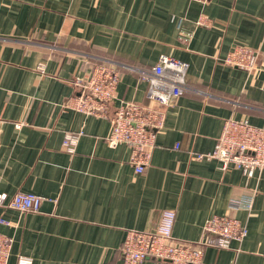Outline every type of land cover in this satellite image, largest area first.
Wrapping results in <instances>:
<instances>
[{
  "label": "crops",
  "instance_id": "0c3cea01",
  "mask_svg": "<svg viewBox=\"0 0 264 264\" xmlns=\"http://www.w3.org/2000/svg\"><path fill=\"white\" fill-rule=\"evenodd\" d=\"M202 19L210 26L200 25ZM236 46L257 68L226 65ZM187 65L184 93L166 110L151 163L136 174L126 145L112 147L108 118L68 108L92 64L120 71L114 106L147 104L141 72L162 57ZM264 127V0H0V234L8 264H123L129 231L153 232L174 211L179 242L206 241L204 224L230 214L247 227L205 264H264V173L223 170L213 158L227 120ZM77 136L71 152L66 135ZM19 192L38 213L7 207ZM250 209L230 211L232 200ZM142 264H169L146 259Z\"/></svg>",
  "mask_w": 264,
  "mask_h": 264
},
{
  "label": "built area",
  "instance_id": "2783aa9c",
  "mask_svg": "<svg viewBox=\"0 0 264 264\" xmlns=\"http://www.w3.org/2000/svg\"><path fill=\"white\" fill-rule=\"evenodd\" d=\"M199 24L210 26L212 22L202 19ZM258 57V52L236 46L224 63L251 72L257 68ZM141 76L148 81V103L122 102L116 107L120 71L114 64L94 63L83 78L75 81L79 87L78 95L71 97L67 105L90 116L110 119L113 128L106 142L112 147L126 145L130 149V164L136 174L144 173L150 165L157 135L165 125L166 110L184 93L187 65L163 56L153 68L142 71ZM76 141V135H66L65 145L71 152ZM197 158L217 159L223 170L236 168L247 177H252L256 171L264 173V127L254 126L246 120L229 119L214 151ZM43 201L36 194L19 192L7 207L23 213H38ZM4 204L5 197L0 195V205ZM250 207L251 201L234 199L230 211ZM175 219L174 211H165L155 231H129L121 247L123 264H142L146 259L169 264H205L202 247L228 249L232 242L241 243L248 235L246 225L238 218L230 214L216 215L204 224L206 241L199 245L179 242L173 236ZM0 224L11 223L1 219ZM12 245L13 238L0 234V264H8ZM19 264L30 262L21 259Z\"/></svg>",
  "mask_w": 264,
  "mask_h": 264
}]
</instances>
